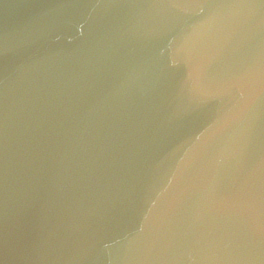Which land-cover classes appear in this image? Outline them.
Wrapping results in <instances>:
<instances>
[{"label":"water","instance_id":"95a60500","mask_svg":"<svg viewBox=\"0 0 264 264\" xmlns=\"http://www.w3.org/2000/svg\"><path fill=\"white\" fill-rule=\"evenodd\" d=\"M0 264H264V0H0Z\"/></svg>","mask_w":264,"mask_h":264}]
</instances>
